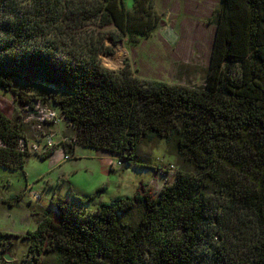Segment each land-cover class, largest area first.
<instances>
[{"label":"trees","instance_id":"1","mask_svg":"<svg viewBox=\"0 0 264 264\" xmlns=\"http://www.w3.org/2000/svg\"><path fill=\"white\" fill-rule=\"evenodd\" d=\"M212 18L205 81L187 87L101 64L94 27L136 44L158 27L153 0H0V89L21 106L0 110V167L33 155L19 142L36 101L64 115L72 154L82 145L171 173L145 153L164 143L178 164L158 192L142 185L88 211L56 195V216L33 209L37 228L20 236L31 264H264V0H221ZM35 82L64 95L33 93ZM12 236L0 232V264H14Z\"/></svg>","mask_w":264,"mask_h":264},{"label":"rangeland","instance_id":"2","mask_svg":"<svg viewBox=\"0 0 264 264\" xmlns=\"http://www.w3.org/2000/svg\"><path fill=\"white\" fill-rule=\"evenodd\" d=\"M153 2L158 27L136 44L130 43L127 37H120L113 25L100 28V31L94 27V41L100 39L106 48L99 54L102 66L109 70H120L129 65L133 75L143 81L160 80L187 87L201 86L209 67L216 30L212 17L221 0ZM127 3L131 9L132 0H127ZM30 88L33 93L64 95L47 84L35 82ZM49 104H52L50 99ZM20 107L11 92L0 89V110L5 115L14 117ZM65 126L61 122L51 127V131L59 135ZM145 153L151 155L154 166L160 165L162 169L169 168L172 172L122 166L110 153L82 145L76 147L75 158L70 160H64L66 150L59 146L45 159L31 155L24 168L0 167V232L16 235L35 229L36 223L31 216L33 209L56 216L58 210L53 203L54 193L88 211L115 197L133 196L142 185L158 192L173 181L178 164L176 159L166 155L164 143L147 147ZM60 176H64V179L61 180ZM30 192L40 194L38 202L32 201ZM18 195L21 197L17 199ZM90 196L92 199L79 203L80 199ZM14 199L15 203H12ZM28 220L31 222L29 227ZM10 240L15 242L10 250L14 259L10 262L31 264L28 243L20 235L12 236ZM42 259L44 262L52 260L46 255Z\"/></svg>","mask_w":264,"mask_h":264},{"label":"built area","instance_id":"3","mask_svg":"<svg viewBox=\"0 0 264 264\" xmlns=\"http://www.w3.org/2000/svg\"><path fill=\"white\" fill-rule=\"evenodd\" d=\"M22 112L24 116L23 121L29 127V134L24 136L19 142L21 151L36 155H45L56 147L61 146L66 150L64 160H70L72 158L73 154L67 150V147L75 144V140L66 134V127L58 137L51 131L52 126L65 122L64 115L45 106L41 101L26 104ZM55 138H58V141H55ZM117 162L121 164L120 161Z\"/></svg>","mask_w":264,"mask_h":264},{"label":"crops","instance_id":"4","mask_svg":"<svg viewBox=\"0 0 264 264\" xmlns=\"http://www.w3.org/2000/svg\"><path fill=\"white\" fill-rule=\"evenodd\" d=\"M57 126V125H56ZM56 126H52V127H56ZM58 129H59V126H58ZM59 135H57V137H58ZM77 146H79V145H76L75 146V150H76V147ZM75 150H74V153H73V156H72V158L74 157L75 158V156H74V154H75ZM48 157V156H47ZM47 157H44V158H42V159H45V158H47ZM117 159V158H116ZM112 165H114L113 163H112ZM25 167V166H24ZM60 179L61 180H63L64 179V176H60ZM57 195V193H54V195H53V198L55 197ZM21 196L20 195H18L17 196V199L18 198H20ZM30 197H31V199H32V201H35V202H38V200H39V198H40V194L39 193H33V192H30ZM15 201V199L12 201V203H15L14 202ZM37 211H39V212H41L40 210H38V209H36ZM31 216H32V218H33V220H34V222L36 223V228H37V216L35 215V214H33V210H32V213H31ZM31 225V222L28 220V222H27V227H29ZM36 228L35 229H33V230H28L27 232H30V231H34V230H36ZM29 229V228H28ZM27 232H23V233H20V234H16V235H25ZM14 235V234H13Z\"/></svg>","mask_w":264,"mask_h":264},{"label":"water","instance_id":"5","mask_svg":"<svg viewBox=\"0 0 264 264\" xmlns=\"http://www.w3.org/2000/svg\"><path fill=\"white\" fill-rule=\"evenodd\" d=\"M5 258H6L7 261H12V260L14 259V258H13L11 255H9L8 253L5 254Z\"/></svg>","mask_w":264,"mask_h":264}]
</instances>
